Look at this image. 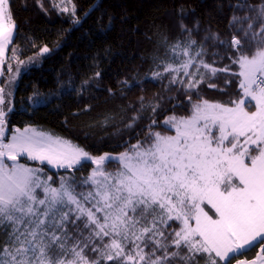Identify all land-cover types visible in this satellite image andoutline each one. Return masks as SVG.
Returning <instances> with one entry per match:
<instances>
[{
    "label": "snow or ice",
    "instance_id": "1",
    "mask_svg": "<svg viewBox=\"0 0 264 264\" xmlns=\"http://www.w3.org/2000/svg\"><path fill=\"white\" fill-rule=\"evenodd\" d=\"M37 3L43 10L42 0ZM231 7V39L205 35V40L235 51V57L228 56L230 65L207 63L203 42L197 48L194 39L170 44L165 38L163 57H154L163 71L152 77L163 80L168 74L169 86L180 84L198 96L200 84L238 65L239 72L232 75L240 77V98L221 103L193 101L188 95V115H176L174 105L162 124L151 120L143 138L119 143L122 152L93 155L31 126L15 129L5 142L12 91L0 86V264H231L257 243L256 257L236 264H264V0H238ZM71 11L74 16L75 5ZM17 27L10 0H0V65ZM180 29L191 36L182 20ZM50 51L44 46L37 55ZM15 79L6 81L9 88ZM28 100L50 102L38 93ZM139 104L125 131L134 132L149 109L153 116L164 110L159 102L145 103L143 96ZM158 127L167 132L154 130ZM22 156L65 170L87 163L93 167L87 176H60L57 184L43 168L21 163ZM110 163L118 167L108 170ZM177 222L179 227L173 228Z\"/></svg>",
    "mask_w": 264,
    "mask_h": 264
},
{
    "label": "trees",
    "instance_id": "2",
    "mask_svg": "<svg viewBox=\"0 0 264 264\" xmlns=\"http://www.w3.org/2000/svg\"><path fill=\"white\" fill-rule=\"evenodd\" d=\"M237 2L64 0L61 3V0H55L59 7L54 8L52 0H42V10L37 0H10L18 27L13 43L6 51L7 59L13 54V47L17 49L15 53L22 61L36 57L44 46L51 50L37 64L23 65L25 68L16 79L12 92V111L7 115L10 128L13 130L34 125L84 147L93 155L119 153L124 151V147L117 146L119 143L129 139L135 143L136 139L143 138L151 120L156 119L162 124L166 117L173 114L174 105L177 106L174 109L176 115H188V95L192 96L193 101L204 98L227 103L231 99H239L240 77L232 75L233 72H239L238 65H233L231 72L219 73L216 78L200 84L198 96L195 90L188 93L180 84L169 86L168 74H165L163 80L152 77L154 71H163V68L156 67L154 57H163L161 41L165 38L170 44L194 39L197 48L203 42L207 49L203 58L207 63L216 61L213 66L217 68L230 65L228 56L231 54L235 57V51L219 47L211 39L205 40V35L218 33L222 40L231 39L233 31H230L228 21L234 12L231 5ZM249 2L257 4L259 0ZM73 5L74 16L71 11ZM62 7L69 11L62 12ZM77 18L80 20L78 24L74 23ZM181 20L192 29L191 36L181 31ZM196 50L194 48L193 52ZM213 52H219L220 55L213 56ZM8 64V61L3 64V84L9 73ZM97 72L100 73L99 77L95 75ZM180 75L187 83L188 78L183 77V73ZM84 81H88V85H83ZM123 81L134 83L135 86L129 89ZM226 81L230 83L226 84ZM210 84L216 87L210 88ZM33 93L49 97L50 102L32 104L28 97ZM141 96L145 98V103H161L164 110H158L153 116L149 109L142 114L143 118L134 132L125 131V125L140 107ZM169 97L172 99L169 100ZM181 104L184 107H179ZM154 130L167 132L165 127ZM44 166L47 168L46 174L57 184L60 176H87L93 167L87 163L78 169L55 171ZM106 167L114 170L118 165L110 163ZM172 227L178 228V222ZM259 251L257 243L255 247L244 251L243 255L235 256L231 264L241 259H254Z\"/></svg>",
    "mask_w": 264,
    "mask_h": 264
},
{
    "label": "rangeland",
    "instance_id": "3",
    "mask_svg": "<svg viewBox=\"0 0 264 264\" xmlns=\"http://www.w3.org/2000/svg\"><path fill=\"white\" fill-rule=\"evenodd\" d=\"M6 54V53H5ZM48 53H46V54H43V55H37L36 57H32L33 58V61L32 62H29V60H24V64H19V66H14L15 64L17 65L18 63H17V59H14L13 58V56L15 55V57H17L18 58V55L15 53V54H11V57H10V59H7V57H8V54H6L5 55V62L6 61H8V63L9 64H11V66H12V71L11 72H9L8 74H7V80L6 81H9V79H10V77H12V76H16V79L19 77V75H20V73L23 71V68H25V67H23V65L24 66H28V65H32V64H37L39 61H40V59L43 57V56H45V55H47ZM19 59V58H18ZM204 59V58H203ZM17 67H19L20 68V72H19V74H17L16 73V68ZM0 68H3V74H4V72H5V67L3 66V65H0ZM8 68V67H7ZM190 71H195V69H189ZM203 71V70H202ZM2 76L3 75H0V86H3V87H5V90H6V92L7 91H9V90H11L12 92H13V88H14V86H15V84H16V79H15V81L14 82H12V85H11V88H9V85L5 82V84H3V81H2ZM7 107V106H6ZM251 110H254V108L253 109H251ZM8 115V114H7ZM6 127H5V130H4V132H5V142H7L9 139H11V137H12V135H13V133H14V130L15 129H21V130H23L24 128H15V129H11L10 128V125H9V118H8V116H6ZM29 126H31V127H33V128H35V129H37V131H41V132H45V133H48V134H50V135H53V136H57V135H54V134H52V133H50V132H48V131H44V130H41V129H39L38 127H36V126H34V125H29ZM28 127V126H27ZM60 137V136H59ZM62 138V137H61ZM63 139H65V138H63ZM68 140V139H67ZM74 143V142H73ZM109 153H111V152H109ZM28 161H30V162H36L37 164H34V163H28ZM20 162L21 163H24V164H27V165H29V166H32V167H40V168H43V170H44V172L46 173V171H47V168L44 166V165H47V167H49V169H52V170H55V171H59V170H61V169H63V168H57V167H54V166H52V165H49V164H47V162H44V163H41L40 161H31V160H29L26 156H22L21 158H20ZM49 172V171H48ZM50 173V172H49ZM59 176H60V174H59Z\"/></svg>",
    "mask_w": 264,
    "mask_h": 264
},
{
    "label": "water",
    "instance_id": "4",
    "mask_svg": "<svg viewBox=\"0 0 264 264\" xmlns=\"http://www.w3.org/2000/svg\"><path fill=\"white\" fill-rule=\"evenodd\" d=\"M8 114V113H7Z\"/></svg>",
    "mask_w": 264,
    "mask_h": 264
}]
</instances>
